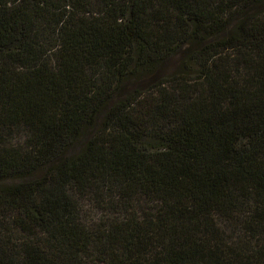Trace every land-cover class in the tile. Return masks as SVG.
I'll return each mask as SVG.
<instances>
[{
	"label": "trees",
	"instance_id": "1",
	"mask_svg": "<svg viewBox=\"0 0 264 264\" xmlns=\"http://www.w3.org/2000/svg\"><path fill=\"white\" fill-rule=\"evenodd\" d=\"M0 264H264V0H0Z\"/></svg>",
	"mask_w": 264,
	"mask_h": 264
}]
</instances>
